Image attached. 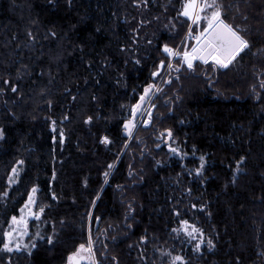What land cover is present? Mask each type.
<instances>
[{"label": "trees", "instance_id": "16d2710c", "mask_svg": "<svg viewBox=\"0 0 264 264\" xmlns=\"http://www.w3.org/2000/svg\"><path fill=\"white\" fill-rule=\"evenodd\" d=\"M219 3L250 47L228 68L175 60L180 71L146 104L151 120L141 119L145 106L125 138L132 107L167 71L152 76L166 60L162 45L186 36L182 0H0V239L33 186L56 232L30 255L0 251V264H67L89 230L99 264H171L176 255L186 264H264V0ZM166 129L173 141L160 138ZM21 160L20 184L4 200ZM183 220L214 247L197 251L173 231Z\"/></svg>", "mask_w": 264, "mask_h": 264}, {"label": "snow or ice", "instance_id": "6c2138e0", "mask_svg": "<svg viewBox=\"0 0 264 264\" xmlns=\"http://www.w3.org/2000/svg\"><path fill=\"white\" fill-rule=\"evenodd\" d=\"M136 2V0H134ZM69 6L72 3V0H68ZM143 4H147V0H143ZM223 5L219 3V0H182L181 8L177 12L178 17H184L188 22V30L185 36L184 41L181 45L176 47L170 46L168 43L162 45V53L166 55V60L162 59L159 61V64L156 66V71L152 73L153 77L160 75V72L165 69L174 70L179 72V64L174 66L172 60H179L182 64L186 65L187 69L195 70V61H200L203 64H209L211 61L214 66H219L221 68H228L229 65L236 60L238 56L246 49L250 47L249 41L241 34V31L238 28H234L233 25L226 22L224 18ZM143 23V21H141ZM135 31V30H134ZM31 36V33H29ZM52 36H55L56 33L52 32ZM35 39V37H33ZM194 40L195 44L189 45L188 41ZM133 44H138L139 41L134 36L132 38ZM149 44L152 41H148ZM190 49V50H189ZM122 51L129 50L128 48L121 49ZM137 64L140 63V60L135 61ZM171 83V81H167ZM3 84L7 85L11 92H18V85H13L10 80H3ZM261 87H264V83L261 84ZM153 89L156 92L161 91L156 85L149 84L144 88L143 95L140 96L139 102L132 107L131 116L132 119L124 123L125 132L129 137L133 134V129L136 127V116L141 112L143 105L147 101V98L150 95H153ZM5 89L0 87V94L4 93ZM95 98V97H94ZM75 99V97H73ZM51 106V102L49 101ZM155 107V105H151ZM148 121L151 120V112L147 113ZM68 117L65 116V119ZM92 117L89 116L85 123H91ZM145 121V123H148ZM52 128L51 130L55 133L56 121H51ZM61 144L64 142V132L61 130L59 132ZM4 138V130L0 129V139ZM160 138H166V141H173V133L171 129H166L160 134ZM55 140V136L53 137ZM101 143L109 144L111 141L107 136L103 137ZM160 145H157L159 147ZM169 151L176 155H186L180 153L179 148L172 147L171 143H167ZM200 164L195 169V175L201 177L205 169V157L201 155L199 157ZM237 162V167L239 163ZM24 161H18L19 165H23ZM159 163V162H158ZM109 168H112L113 165H109ZM21 169L18 167H13L10 174L7 177V183L9 186L16 184L20 179ZM131 174V173H130ZM191 174V173H190ZM109 173L105 172V183H107V177ZM40 189L38 186H33L28 193L27 200L25 201L23 207L19 209V215H12L8 221L7 230L3 232V239H0V251L13 252L21 250V248L29 249V244L24 243V238L29 236V220H40L42 214L45 211V206H39L38 211H34V208L38 206V193ZM191 189H189V192ZM8 193L4 192L3 196H7ZM53 199H56L55 194H53ZM192 207H196L193 205ZM176 215L179 216L180 213L177 211ZM91 219V217H89ZM180 229H173V231H183L185 235L190 240H197L199 237V242L195 245V249L198 251L201 245L204 243V233L202 229L196 227L195 224H189V221L183 220L180 222ZM36 236L43 239L40 236V233L37 232ZM143 239V238H142ZM48 243H52V239H48ZM208 246L214 247L211 239L207 241ZM35 243L31 244V248H35ZM171 256V253H168ZM99 264V261L95 258V249L94 241L92 239L91 230H89V235L86 243H81L78 248L68 255L67 264ZM186 264L184 257L180 255L171 256V264Z\"/></svg>", "mask_w": 264, "mask_h": 264}, {"label": "rangeland", "instance_id": "374dc122", "mask_svg": "<svg viewBox=\"0 0 264 264\" xmlns=\"http://www.w3.org/2000/svg\"><path fill=\"white\" fill-rule=\"evenodd\" d=\"M184 39H185V38H184ZM183 41H184V40H183ZM190 41H191V43H195L194 40H190ZM188 42H189V41H188ZM174 61H175V60H172V63H174ZM195 62H196V61H195ZM195 62H194V64H195ZM173 65H175V63H174ZM169 72H170V70L167 69L166 73H165L164 76L162 77V80H161L160 83L158 84V88H159V89L161 88L162 84L164 83L165 78H166V76L168 75ZM155 93H157V92L155 91ZM155 93H154V94H155ZM147 109H148V106H146V110H145L144 113L142 114L141 119H144V117H147V116H148L147 113L149 112V110H147ZM139 119H140V118H139ZM140 121H141V120H140ZM140 121H139V120L136 121V124H137L136 126H138V125L140 124V123H139ZM1 140H2V139H0V141H1ZM103 144H104V143H103ZM104 145L107 146L108 144H104ZM17 167L21 169L19 182L16 183V184H13V185H11V186L8 187V190L6 191V192L8 193V195H7L6 197L4 196V198H3L4 200H7V198L9 197L10 191H11L14 187H17V186L20 184V180H21L22 175H23V173H24V171H25V165H24V164H23V165H18ZM38 188L40 189L39 186H38ZM40 191H41V189H40ZM40 191H39V193H40ZM39 193H38V198H39ZM38 210H39L38 206H37L36 208H34V211H38ZM43 215H44V213L42 214L40 220H34V219H30V220H29V236L24 238V243L29 244V246H30V252H29V249L21 248V250H19V251H15V250H14L13 252L3 251L5 255H7V256H9V257H10L12 254H14V253H24V254H26V255H30V254L32 253V251L37 247V244H38L39 242H42V241H48L49 238H51L52 241H54V235H55L56 232H55V231H49V230H48L47 225L43 222ZM37 232L40 233V236H42L43 239H41L40 237H38V236L35 235ZM182 234H183V236L185 237V239H187V242H189L190 244H192V245L194 246V248H195V245L199 242V237H198L197 240H190V239L185 235V233H184L183 231H182ZM203 239H204V243L201 245V247H200V249H199L198 251H200L203 247L207 246V244H206V239H205L204 236H203ZM32 243H35V245H36L35 248H31V244H32ZM95 258H96V257H95Z\"/></svg>", "mask_w": 264, "mask_h": 264}, {"label": "water", "instance_id": "95a60500", "mask_svg": "<svg viewBox=\"0 0 264 264\" xmlns=\"http://www.w3.org/2000/svg\"><path fill=\"white\" fill-rule=\"evenodd\" d=\"M154 90H155V89H153V92H154ZM151 96H152V95H150V96L147 98V101H146L145 104L143 105V108L141 109V112L137 114V116H136V121H137V120L139 119V117L141 116V113H142L144 107L146 106L147 102H148L149 99L151 98ZM134 131H135V129H133V133H134ZM124 136H125V138H130V137L127 135V133H126L125 131H124ZM98 225H99V222H97L96 229H98ZM85 264H86V262H85Z\"/></svg>", "mask_w": 264, "mask_h": 264}, {"label": "flooded vegetation", "instance_id": "af4514ba", "mask_svg": "<svg viewBox=\"0 0 264 264\" xmlns=\"http://www.w3.org/2000/svg\"><path fill=\"white\" fill-rule=\"evenodd\" d=\"M190 43H191V42H190ZM190 43H188V44H190ZM193 44H195V43H192V45H193ZM236 59H237V58H236ZM235 61H236V60H235ZM199 62H200V61H199ZM233 62H234V61H233ZM141 114H142V113H141ZM139 118H140V117H139Z\"/></svg>", "mask_w": 264, "mask_h": 264}]
</instances>
